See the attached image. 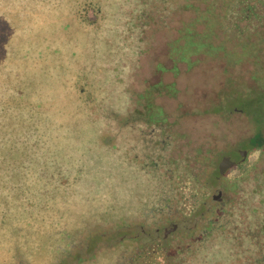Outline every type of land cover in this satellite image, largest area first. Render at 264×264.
<instances>
[{"label":"rangeland","instance_id":"374dc122","mask_svg":"<svg viewBox=\"0 0 264 264\" xmlns=\"http://www.w3.org/2000/svg\"><path fill=\"white\" fill-rule=\"evenodd\" d=\"M18 3L26 7L24 12L33 9L31 0ZM16 4L17 0H0V18L6 15L12 27L6 49L9 62L0 67L4 80L15 76L27 88L33 87L35 67H48L36 57L38 53L44 51L47 57L60 47L63 63L77 64L97 91L89 101L80 100L74 82L66 77L67 65L55 70L56 96L61 99L57 106H45L44 117L53 134L51 146L59 155L47 167L70 178L67 184L45 181L23 189L19 172L12 176L24 165L16 160L20 150L10 148L5 131L0 133L4 145L0 146V264H55L66 255L59 253L66 244L60 236L65 226L72 243L66 264L127 263L138 254L143 258L140 264H189L190 245L197 248L196 255L203 250L211 253L205 254L208 264H230L233 241L214 234V241L207 243L201 230L207 210L223 202L230 207L240 189L249 193L254 215H264V47L236 64H227L222 55L201 56L195 65L179 64L175 70L169 44L192 12L174 16L171 29L143 33L145 44L137 40L130 50L131 33L122 27L127 21L117 20L120 13L130 16V9L119 4L117 13L106 14L97 27L71 29L67 49L64 27L69 22H63V16L55 23L47 16L36 24L25 26L21 19L12 26ZM30 15L34 23L39 12L32 10ZM53 24L60 40L50 33ZM246 24L241 22V29L249 31L246 37L252 40L253 28ZM257 33L264 39V28H257ZM54 57L58 56L49 59ZM147 93L163 113V129L153 143L142 125L143 131L129 126L118 134L115 122L105 119L109 112L122 110L129 124H142L145 118L137 101ZM8 123L0 120L4 127ZM235 151H246L247 158L239 161ZM229 155L235 164L214 179L213 173ZM33 189L40 190L39 196ZM218 190L220 198L215 196ZM28 191L27 196H18ZM239 214L249 213L242 208ZM19 221L28 228L25 234L17 230ZM172 224L177 228L170 232ZM170 250L176 257L166 262L163 251Z\"/></svg>","mask_w":264,"mask_h":264},{"label":"trees","instance_id":"16d2710c","mask_svg":"<svg viewBox=\"0 0 264 264\" xmlns=\"http://www.w3.org/2000/svg\"><path fill=\"white\" fill-rule=\"evenodd\" d=\"M31 1L33 2L32 10H37L39 12L36 21L32 23L31 20H29L32 10L26 9L24 12L23 9L26 7L19 4L17 0L15 8L17 13L13 15L15 17L14 19L12 16V26L13 23L16 21L18 23L21 19H25L23 25L26 26L36 24L40 18L46 19L47 16L54 20L59 18V15L63 16V22H69L64 27L66 31L64 36L66 43H64V45L67 49L71 47L69 43H67V36H73L70 32L71 29L74 27H81L80 30L88 31L86 30L87 28L93 29L97 27L106 19V14L108 15L111 13L110 15H112L113 13H117L114 9H116V6L119 4L130 9V16L123 13L117 15V20L127 21L126 25L122 27L125 31L131 33L130 50H134L137 40L142 41L143 45L145 44L141 39L143 33L151 35L160 30L171 29L174 16L176 17L177 15L189 12L193 13L190 20L181 23L180 28L177 29V38L169 44V57L174 61L175 70H178L179 64H187L189 67L195 65L198 58L201 56L216 57L222 55L227 59V64H236L237 62L250 58V54H253L255 51L258 53L263 50L264 47V39L257 33V28H264V0ZM112 17L116 18V15ZM6 19V15L0 18V67L2 64H7L9 62L7 60L6 49L11 37L12 27L10 29V24ZM244 21L247 23L246 25H250L253 28L252 40H247L249 38H247L246 35H249V31L241 29V22ZM55 22L56 20L54 23ZM50 33L54 38L58 37L57 40L59 38L61 39L55 24H53V29ZM84 49H86V47ZM14 50L16 51V57H18V50ZM61 53H63V51L60 47L54 50L52 54H48L47 57L44 51H41V54L39 52L37 56L36 54L34 55V52L31 53L38 57L40 62L48 63V67H46L47 69L45 70H36L38 66L35 67L33 71V80H31L33 87L31 84L27 88L25 84L22 83V79L16 78L15 76L14 80L10 79L6 82L7 80H4V74L2 76L0 73V120L9 122L8 127H4V125L2 126L0 124V133L2 130L5 131V135L8 136L6 141L9 143L10 148L20 150V153L16 156V160L24 165L21 166L22 171L16 170L13 172L12 176L17 175L19 172L21 176L19 179L22 181L21 183H23V189L24 186L28 184H33L37 187L42 186L45 181L54 182L57 180L56 182H58L62 180L64 181L63 184H67L70 179L67 178V176L65 177L64 174H61V172H49V168L47 167L48 163L51 164L50 161L52 160L50 159L53 158V156L59 155L58 151H54L51 146V137L53 134L51 127L46 128V117H44L47 112L45 106L48 104V106L51 105V107H53V105H56V101L61 99V96H56L58 93L59 79V75H57L56 71L61 67L63 68V65H67L64 66L66 77L68 81L74 82L73 90L79 94L80 100L89 101V95L92 96L97 91L93 88L88 79L85 80L82 76L84 74H81V71L76 69L77 64L68 62V60L63 63L62 57H59ZM53 54H56L58 57L49 59ZM75 54L76 52H72L71 56L73 57ZM40 62H37V65ZM62 76L63 75L60 77ZM171 91H173V89ZM138 98L139 100L137 102H140V104H138L139 114L145 118L141 120L142 124L138 122H136L135 125L129 124L125 116H123L122 110L115 113L109 112V114H106L105 119L115 122L113 130L118 134L129 126L138 128L142 125L143 129L146 128L147 133L150 134L148 135L150 136L149 142L153 143L157 131H162L163 129V113L161 108L155 107L151 103V99L153 98L151 93L140 95ZM145 100H147L146 105L143 103ZM30 110L34 111V115L30 114ZM34 116L36 119H33ZM31 122H33V124H30ZM142 127L141 130L143 131ZM47 132L50 135L49 137ZM11 134L15 135L14 139ZM0 146L2 147L4 145L0 143ZM116 147H118V145L114 144L113 148L115 149ZM253 148L254 147H250L249 149ZM25 152L26 156L24 155ZM5 157L3 156V161L1 160L4 165ZM25 158L28 160L26 164L24 163ZM57 161L58 160H55V162ZM7 169L8 168H6V170ZM219 175L220 174L215 171L213 173V178L216 179ZM33 191L35 195L39 196L40 190L33 189ZM28 194L29 191L17 195L19 197H25ZM250 203V196L247 190L240 189L239 193H236L234 199L229 203L231 204L230 207L225 208V202L211 206V208L207 210V221L202 225L201 232L207 237V243L214 241V234L217 235V238L218 236L220 237L221 234L227 235L229 240L233 241L234 244L229 254L230 264H264V215L255 216L253 211L254 208H252ZM203 207L204 203L201 205V208ZM242 208L249 214H239ZM25 209L26 208H24V211ZM196 214H200V210H198ZM17 225H19L17 230L21 229L19 233L25 234V230L28 228L24 229L25 227L22 221H19ZM195 231L196 230L191 231V233L193 232L192 236ZM60 236L66 244L65 247H60V249H63L59 250V253H66V257L70 255L69 249L72 246L67 226H65V232L60 234ZM18 241L19 239L14 241L16 247H18ZM195 242H197V240L194 241V243ZM55 246L59 247L57 241ZM196 252H198L197 248L190 245L189 264H208L210 259L208 257H210L211 253L206 254V251L203 250L199 255H196ZM172 253V250L163 251L164 260H166V262L171 259V257H176L172 256ZM65 257L63 256L61 260L57 259L59 263H56V261L55 264H66ZM142 260L141 254H138V257H130L127 263L120 262L118 264H140Z\"/></svg>","mask_w":264,"mask_h":264},{"label":"water","instance_id":"95a60500","mask_svg":"<svg viewBox=\"0 0 264 264\" xmlns=\"http://www.w3.org/2000/svg\"><path fill=\"white\" fill-rule=\"evenodd\" d=\"M234 155L236 158H238L239 161H244L247 158V152L246 151H235ZM235 164L234 161L231 160V156H225L222 161L220 162L217 172L218 174H225L233 165ZM216 198L221 197V192L218 190L215 194ZM177 226L171 225L168 231L173 232L175 231Z\"/></svg>","mask_w":264,"mask_h":264}]
</instances>
